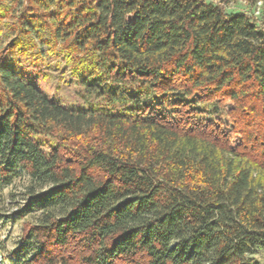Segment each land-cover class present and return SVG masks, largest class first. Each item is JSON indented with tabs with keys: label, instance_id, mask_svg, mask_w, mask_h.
<instances>
[{
	"label": "trees",
	"instance_id": "16d2710c",
	"mask_svg": "<svg viewBox=\"0 0 264 264\" xmlns=\"http://www.w3.org/2000/svg\"><path fill=\"white\" fill-rule=\"evenodd\" d=\"M227 1L0 0L8 48L68 40L107 101L64 105L0 56V193L21 167L15 217L39 211L3 259L264 264V0Z\"/></svg>",
	"mask_w": 264,
	"mask_h": 264
},
{
	"label": "rangeland",
	"instance_id": "374dc122",
	"mask_svg": "<svg viewBox=\"0 0 264 264\" xmlns=\"http://www.w3.org/2000/svg\"><path fill=\"white\" fill-rule=\"evenodd\" d=\"M225 6L233 11L244 10L247 1L228 0ZM259 6L260 4L257 2L255 13H257L256 10ZM12 7L6 17L0 19V56H4L6 67L25 76L47 97L58 99L64 105L81 108L106 105L105 97H101L97 95L96 91L86 88L81 83L79 75L73 72L72 68L76 65V61L69 60L64 50L68 40L65 43L60 41L53 50L48 49L40 41L33 50L27 52L21 51L18 45L8 48L11 39L15 36L13 27L19 10H21L15 3H12ZM262 25L264 26V23ZM71 56L74 58L75 54H71ZM121 106L120 103L110 105L115 110L120 109ZM230 106L231 104L227 102L226 108ZM222 120L226 124L225 130H229L231 127L230 119L222 116ZM31 183L30 176L23 168L19 167L16 176L2 187L0 193V264H9L2 258V254H7L17 245L21 237L23 222L34 220L39 214L37 210L20 218L15 217L14 214L29 199L26 189ZM261 255L264 261V250Z\"/></svg>",
	"mask_w": 264,
	"mask_h": 264
},
{
	"label": "built area",
	"instance_id": "2783aa9c",
	"mask_svg": "<svg viewBox=\"0 0 264 264\" xmlns=\"http://www.w3.org/2000/svg\"><path fill=\"white\" fill-rule=\"evenodd\" d=\"M258 3L260 4V1H258ZM256 12L258 13V9L256 10Z\"/></svg>",
	"mask_w": 264,
	"mask_h": 264
}]
</instances>
